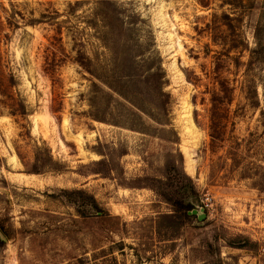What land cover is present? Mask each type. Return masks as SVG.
<instances>
[{"label":"rangeland","instance_id":"374dc122","mask_svg":"<svg viewBox=\"0 0 264 264\" xmlns=\"http://www.w3.org/2000/svg\"><path fill=\"white\" fill-rule=\"evenodd\" d=\"M158 67L165 113L103 97L99 76ZM217 67L232 103L213 146ZM93 82L104 121L91 116ZM38 150L59 165L32 173ZM172 163L210 223L174 248L151 222L172 209L142 181ZM63 189L87 190L108 214L81 217ZM0 221L13 236L0 264H203L208 244L209 260L264 264V0H0ZM237 235L258 249L228 247Z\"/></svg>","mask_w":264,"mask_h":264},{"label":"trees","instance_id":"16d2710c","mask_svg":"<svg viewBox=\"0 0 264 264\" xmlns=\"http://www.w3.org/2000/svg\"><path fill=\"white\" fill-rule=\"evenodd\" d=\"M79 63L81 66L85 65L82 58L79 60ZM51 73L54 72L52 71ZM213 74L215 75H213L214 79L217 80L218 87L212 92L209 130L212 139L211 144L216 146L222 142L221 132L226 127L223 119L227 117L229 105L232 103V88L228 81L221 76L218 67ZM98 80L106 89V91L102 90L104 98L112 99L117 96L123 102L145 113H165L166 111L170 94L165 91L166 71L162 67L147 72L144 78H140L133 69H126L121 72H114L108 78L99 76ZM99 91H101V87L96 82H93L91 98L89 99L92 109L91 116L97 121H104L106 119L105 112L101 113L98 110H93L96 109L94 103ZM48 153L49 156L43 158L40 150L36 152L32 173H40L46 168L49 169L48 163L54 166L59 165L53 161L49 150ZM108 164V161L105 159L99 162L98 166L100 169L96 170L95 173H105L106 167L109 166ZM142 181L148 182L145 187L153 190L160 201L169 205L172 209L170 213L160 214L151 221L152 228L159 241H171L174 248L183 229L191 227L192 229L200 230L210 224L206 221L207 219L201 222L197 216L189 215V212L194 210L195 206L191 202L186 201V182L191 185L190 190L192 194H195L196 186L193 179L186 174L180 164L172 163L171 165H167L166 170L160 177H146ZM59 196L66 199L70 204L77 206V212L81 217H87L90 211H94L99 216L108 214V210L102 207L96 197L85 189H63L60 190ZM0 233L2 234V236L0 235V248H2L5 246L7 240H10L13 236L11 230L2 221H0ZM220 240L218 236L215 238L216 242ZM224 242L228 247L235 249L250 251L258 249L257 242L243 235L226 238ZM208 248L209 250L204 252V246L201 245L198 248L199 256L197 259H200L203 264H225L219 257L209 260L205 254L211 253V255H216L215 249L218 252V248H215L213 244H208ZM120 250L122 251L123 248H120Z\"/></svg>","mask_w":264,"mask_h":264},{"label":"water","instance_id":"95a60500","mask_svg":"<svg viewBox=\"0 0 264 264\" xmlns=\"http://www.w3.org/2000/svg\"><path fill=\"white\" fill-rule=\"evenodd\" d=\"M189 215H195L198 217L199 221H204L207 219V215L205 214V210L201 209L200 211L197 209H194L192 211L189 212Z\"/></svg>","mask_w":264,"mask_h":264}]
</instances>
